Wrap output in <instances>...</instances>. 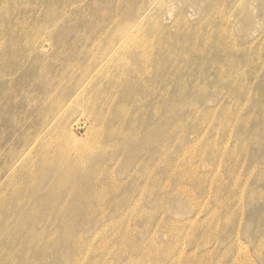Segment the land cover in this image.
Listing matches in <instances>:
<instances>
[{
    "label": "rangeland",
    "instance_id": "rangeland-1",
    "mask_svg": "<svg viewBox=\"0 0 264 264\" xmlns=\"http://www.w3.org/2000/svg\"><path fill=\"white\" fill-rule=\"evenodd\" d=\"M0 264H264V0H0Z\"/></svg>",
    "mask_w": 264,
    "mask_h": 264
},
{
    "label": "bare ground",
    "instance_id": "bare-ground-1",
    "mask_svg": "<svg viewBox=\"0 0 264 264\" xmlns=\"http://www.w3.org/2000/svg\"><path fill=\"white\" fill-rule=\"evenodd\" d=\"M131 35V34H130ZM145 56V55H144ZM24 157V156H23Z\"/></svg>",
    "mask_w": 264,
    "mask_h": 264
}]
</instances>
